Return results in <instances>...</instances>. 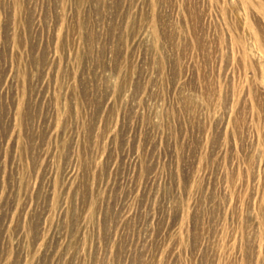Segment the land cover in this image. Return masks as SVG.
<instances>
[{
	"label": "rangeland",
	"instance_id": "374dc122",
	"mask_svg": "<svg viewBox=\"0 0 264 264\" xmlns=\"http://www.w3.org/2000/svg\"><path fill=\"white\" fill-rule=\"evenodd\" d=\"M0 264H264V0H0Z\"/></svg>",
	"mask_w": 264,
	"mask_h": 264
}]
</instances>
